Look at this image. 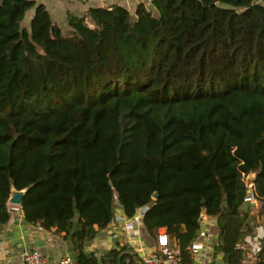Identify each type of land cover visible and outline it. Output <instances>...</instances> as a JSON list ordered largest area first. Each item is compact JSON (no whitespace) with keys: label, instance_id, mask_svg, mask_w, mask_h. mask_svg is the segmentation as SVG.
Wrapping results in <instances>:
<instances>
[{"label":"trees","instance_id":"16d2710c","mask_svg":"<svg viewBox=\"0 0 264 264\" xmlns=\"http://www.w3.org/2000/svg\"><path fill=\"white\" fill-rule=\"evenodd\" d=\"M66 27L0 0V225L25 189L24 219L55 228L77 264H133L124 246L85 247L116 207L145 208L150 236L164 228L191 264L204 212L221 264H264V225L252 249L242 209L254 176L264 216V0L91 7Z\"/></svg>","mask_w":264,"mask_h":264},{"label":"crops","instance_id":"0c3cea01","mask_svg":"<svg viewBox=\"0 0 264 264\" xmlns=\"http://www.w3.org/2000/svg\"><path fill=\"white\" fill-rule=\"evenodd\" d=\"M42 4L50 14L53 22L66 31V12L82 15L88 8H108L113 5L125 7L133 13L139 3L149 4L152 0H31ZM34 9H31L25 19L31 20ZM9 220L0 225V264H23L22 255L27 249H37L47 259L48 264H57L63 256H69L68 241L58 234L55 228H41L36 224L28 223L24 219L21 206L10 205ZM244 205V204H243ZM243 208V206H242ZM145 208L138 209L137 213L128 218L123 211L115 208L113 220L89 242L86 251L101 253L112 248L125 247L126 252L134 254V263L139 264L143 252L151 251L155 246V237H151L145 229L141 216ZM203 218V219H202ZM209 219V226L216 231L209 233L202 220ZM200 233L192 244L191 264L222 263L221 254L213 255V246L218 239V229L215 217L204 212L201 215ZM207 224V225H208ZM263 236V226L256 227L252 236L245 237V243L252 249L258 248V240ZM71 264H77L71 258Z\"/></svg>","mask_w":264,"mask_h":264},{"label":"built area","instance_id":"2783aa9c","mask_svg":"<svg viewBox=\"0 0 264 264\" xmlns=\"http://www.w3.org/2000/svg\"><path fill=\"white\" fill-rule=\"evenodd\" d=\"M256 201L251 193L245 198V202ZM200 233V231H199ZM199 236V235H198ZM155 246L151 251L143 252L139 264H183L182 256L174 241L164 228L158 229L155 236ZM243 245H240L242 248ZM192 246L190 248L191 252ZM23 264H48L46 257L37 249H27L22 255ZM129 263V259H125V264ZM57 264H71V257L63 256Z\"/></svg>","mask_w":264,"mask_h":264},{"label":"rangeland","instance_id":"374dc122","mask_svg":"<svg viewBox=\"0 0 264 264\" xmlns=\"http://www.w3.org/2000/svg\"><path fill=\"white\" fill-rule=\"evenodd\" d=\"M256 1L259 2L261 0H256ZM29 22H30V19H28V17H27L24 20L23 26L28 27L29 26ZM244 182L246 183V185L250 189L253 188V183H252V181L248 180V177L244 179ZM260 207H261V203L260 202L253 201V202H244V205H243V208H242L244 211H248V213H249V215L251 217V224L253 226H255V228L264 225V216L260 215L258 213ZM208 222H209V219L202 220L203 225L209 230V233H213V231H216V230L214 228L210 227Z\"/></svg>","mask_w":264,"mask_h":264},{"label":"water","instance_id":"95a60500","mask_svg":"<svg viewBox=\"0 0 264 264\" xmlns=\"http://www.w3.org/2000/svg\"><path fill=\"white\" fill-rule=\"evenodd\" d=\"M248 180L253 181L254 180V176H249ZM25 192H26L25 189L17 190L15 188H12L11 194H10V197L8 198L7 203L10 204V205L21 206L22 198H23ZM157 196H158V193L155 192L153 194V198L155 199ZM150 206H151V204L147 205V207H150ZM129 254H131V253H129ZM121 258H122V255H119L118 258H117V264H121L120 263Z\"/></svg>","mask_w":264,"mask_h":264}]
</instances>
